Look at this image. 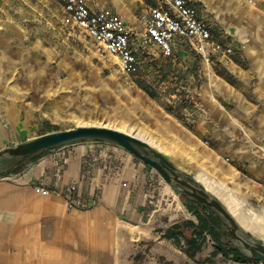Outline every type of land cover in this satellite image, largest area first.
Masks as SVG:
<instances>
[{
  "label": "crops",
  "instance_id": "1",
  "mask_svg": "<svg viewBox=\"0 0 264 264\" xmlns=\"http://www.w3.org/2000/svg\"><path fill=\"white\" fill-rule=\"evenodd\" d=\"M87 3L92 10L118 13L130 25L131 46L140 65L142 52L158 49L162 53L155 43L148 46L141 41H146L141 16L159 0ZM194 4L209 20L215 39L234 50L230 55L212 53L207 62L187 41L175 40V53L197 56L208 68L202 93L210 119L203 117L198 130L215 142L210 151L181 146L195 156L180 155L188 159L187 166L194 162L193 176L221 200L207 185L206 168L199 170V161L230 187L245 188L247 195L264 199V0H194ZM72 27L76 28L73 21ZM5 43L0 42V150L40 135L44 117L53 118L52 109L60 110L58 96L45 88L50 85L42 86L48 104L36 87L26 91L12 81V52ZM57 59L54 55L43 59L49 79L75 74L74 67H50ZM6 62L7 76L3 73ZM7 160L8 164L11 160L0 156V164ZM22 163L18 170L0 175V264H133L135 246L154 236L145 218L144 163L122 146L80 140L44 149ZM181 171L187 173L184 168ZM36 185L49 192L37 191ZM72 186L82 205L71 209L65 194ZM197 211L214 214L203 206Z\"/></svg>",
  "mask_w": 264,
  "mask_h": 264
},
{
  "label": "rangeland",
  "instance_id": "2",
  "mask_svg": "<svg viewBox=\"0 0 264 264\" xmlns=\"http://www.w3.org/2000/svg\"><path fill=\"white\" fill-rule=\"evenodd\" d=\"M0 30L3 32L0 42L5 40L12 52V81L26 91L36 87L38 96L45 98L44 103L49 104L50 100L48 94L42 92V86L50 85L45 88L52 89L58 96L55 101L60 110L56 113L52 109L53 118L44 117L38 129L40 133L80 124H103L143 133L155 148L191 176L196 173L195 164L191 162L187 166L188 159L180 152L191 157L195 154L188 153L184 147L194 152L214 150V140L198 130L203 117L210 119V108L202 93L208 68L197 56L182 57L175 53L165 57L158 49L146 51L142 52L140 70L127 73L119 57L72 27L69 14L56 0H0ZM8 38L11 44L6 41ZM141 41L148 46L154 44L148 39ZM51 55L58 59L50 67L58 70L74 67L75 74L69 78L49 79L43 59ZM8 65L6 62V71H2L6 76ZM202 124L208 129L207 122ZM136 158L144 163L145 218L153 227L154 236L138 242L133 264H243L236 263L232 255L214 254L217 246L210 234L202 236V247L194 256L189 254L185 238L180 237L178 244L166 238L165 233L176 222L192 218L198 221V218L189 210L188 197L175 190L155 167ZM7 162H2L0 169ZM199 165V170L206 168L211 176L204 171L211 190L233 208L236 217L259 240L264 241V199L247 195L245 188L239 191L230 187L222 176L208 170L204 162L199 161ZM183 233L190 236L191 231L185 229ZM225 239L231 242L230 235H225Z\"/></svg>",
  "mask_w": 264,
  "mask_h": 264
},
{
  "label": "built area",
  "instance_id": "3",
  "mask_svg": "<svg viewBox=\"0 0 264 264\" xmlns=\"http://www.w3.org/2000/svg\"><path fill=\"white\" fill-rule=\"evenodd\" d=\"M72 19L76 29L99 43L110 54L119 57L122 69L127 73L140 70V60L131 46L132 28L124 18L110 9L92 10L87 0H56ZM141 16L144 38L158 45L163 56L175 54L174 42L187 41L204 60L211 61L212 53L230 55L233 47L215 39L208 19L198 12L194 0H159ZM43 194L48 189L36 185ZM75 186L65 194L69 208L81 206L73 195ZM261 264H264L263 262Z\"/></svg>",
  "mask_w": 264,
  "mask_h": 264
},
{
  "label": "water",
  "instance_id": "4",
  "mask_svg": "<svg viewBox=\"0 0 264 264\" xmlns=\"http://www.w3.org/2000/svg\"><path fill=\"white\" fill-rule=\"evenodd\" d=\"M87 139L118 144L155 167L175 190L191 195L223 221L233 247L238 248L246 256L264 263V241L259 240L198 178L182 172L160 149L148 141L110 125L80 124L74 128L48 132L15 146L6 147L0 150V156H6L11 161L0 170V175L13 171L16 166L44 149Z\"/></svg>",
  "mask_w": 264,
  "mask_h": 264
},
{
  "label": "trees",
  "instance_id": "5",
  "mask_svg": "<svg viewBox=\"0 0 264 264\" xmlns=\"http://www.w3.org/2000/svg\"><path fill=\"white\" fill-rule=\"evenodd\" d=\"M56 130H60V129H51L42 132L41 134H45ZM23 165L24 164L22 163L20 166H17L14 170H18ZM187 205H189L188 206L189 209H191L195 213V215L198 218V221L188 219L182 223L176 222L165 233L166 238L173 239L177 244L180 242V237L185 238L186 243L189 246L188 252L189 254L191 253L190 254L191 256H194L196 252L200 250L202 247V242L204 239L202 238V236L204 234H210L211 236H213L217 246L214 254L221 253L227 256L232 255L235 261L241 263L260 262L259 260L246 256L238 248L233 247L230 244V242L225 239V235H229V233H226L224 225L217 216H214L213 214L209 215L206 213L201 214L200 212L197 211L198 207L196 208L195 206L190 205L189 202H187ZM185 229L191 231L190 236L184 235L183 232Z\"/></svg>",
  "mask_w": 264,
  "mask_h": 264
},
{
  "label": "flooded vegetation",
  "instance_id": "6",
  "mask_svg": "<svg viewBox=\"0 0 264 264\" xmlns=\"http://www.w3.org/2000/svg\"><path fill=\"white\" fill-rule=\"evenodd\" d=\"M147 154H148V152L147 151H145ZM150 155H152V154H150ZM182 188H185V187H182ZM183 195L184 196H186V197H188L190 200H191V202L196 206V207H199L198 209L200 210V208L203 206V207H205V208H207L206 206H204L201 202H199L198 200H196V199H194L191 195H189V194H187V193H183ZM189 202V204L191 205V202L190 201H188ZM214 215V214H213ZM215 216V215H214ZM219 218V217H218ZM220 219V218H219ZM221 220V219H220ZM221 222H222V224H223V221L221 220ZM224 225V224H223ZM226 230V229H225ZM226 233H228V231L226 230ZM227 236V235H226Z\"/></svg>",
  "mask_w": 264,
  "mask_h": 264
},
{
  "label": "bare ground",
  "instance_id": "7",
  "mask_svg": "<svg viewBox=\"0 0 264 264\" xmlns=\"http://www.w3.org/2000/svg\"><path fill=\"white\" fill-rule=\"evenodd\" d=\"M114 128H116V127H114ZM117 129H119V128H117ZM119 130H121V129H119ZM122 131H124V130H122ZM125 132H127V133H130V134H132V135H135V136H137V137H140V138H142V139H144V140H146V141H148L149 140V138L145 135V134H143V133H131V132H128V131H125ZM138 134V135H137ZM150 141V140H149ZM148 141V142H149ZM150 144H151V142H149ZM152 145V144H151Z\"/></svg>",
  "mask_w": 264,
  "mask_h": 264
}]
</instances>
